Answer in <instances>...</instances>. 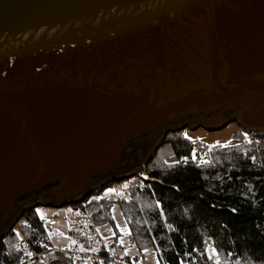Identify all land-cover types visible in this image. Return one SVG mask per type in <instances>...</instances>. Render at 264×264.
Masks as SVG:
<instances>
[{"label": "water", "instance_id": "water-1", "mask_svg": "<svg viewBox=\"0 0 264 264\" xmlns=\"http://www.w3.org/2000/svg\"><path fill=\"white\" fill-rule=\"evenodd\" d=\"M229 121L264 132V0H0V239Z\"/></svg>", "mask_w": 264, "mask_h": 264}, {"label": "trees", "instance_id": "trees-1", "mask_svg": "<svg viewBox=\"0 0 264 264\" xmlns=\"http://www.w3.org/2000/svg\"><path fill=\"white\" fill-rule=\"evenodd\" d=\"M187 129L165 134L144 174L134 175L137 184L125 190L128 197L122 180L68 206L87 220L91 232L106 223L114 227L111 209L119 206L130 240L139 250L155 251L161 264H178L188 252L220 264H264V132L246 130V139L239 131L238 143L210 146L208 160L200 163L192 156ZM109 186L114 198L101 193ZM67 225L71 247L112 255L103 245L93 251L85 230ZM50 233L34 207L25 210L0 239V264L54 262L58 253L44 244Z\"/></svg>", "mask_w": 264, "mask_h": 264}, {"label": "rangeland", "instance_id": "rangeland-1", "mask_svg": "<svg viewBox=\"0 0 264 264\" xmlns=\"http://www.w3.org/2000/svg\"><path fill=\"white\" fill-rule=\"evenodd\" d=\"M246 130L248 129L242 128L235 121H229L218 129H206L202 126L191 130L189 128L186 130V137L192 140V142L194 143L191 149L192 156L194 158H199L200 163H202V161H204L203 163H205V161L208 160L207 156L209 154L210 146H229L238 143L241 138L238 137L236 133L239 131H241L242 134L245 135V138L248 139L249 134L246 133ZM149 160L150 158L147 159L144 164V171L146 164ZM134 178L135 176L125 178L123 180V184L121 185V189L125 191L127 190V188H131L129 184H135V181H132L134 180ZM104 186H106V184L96 188L95 191ZM101 193L107 198H114L116 196L115 189L112 186L103 188ZM122 193H125V196L127 195L126 191ZM34 210L36 212L37 210H39V213L37 212L38 216L40 218L43 217L41 219L49 225V230L51 233L49 235L48 244L52 248L64 250L69 249L71 247L69 245L70 239L68 237V223L69 225L71 224L72 227H81V229L85 230L84 232L87 235L88 239H91L93 241L91 246V248L93 249H98L100 245H103L108 248V246H112L113 243L114 246L112 247V255L118 261H123L127 259V257H133V255L139 250L135 243V246L130 244L131 240L129 229L122 214V211L117 205H114L111 209L114 227L111 226L109 223H106L96 228L94 232L87 230V220L84 217L80 216L77 211L73 210L68 205L59 207L38 204L34 207ZM125 228L127 229V232L123 231V229ZM49 251H54L58 253V255L56 254L55 256L54 262L50 264L74 263L71 262L69 257L60 250L50 249ZM142 252L144 256L143 264H161L159 257L155 251ZM86 263L90 264V262ZM74 264H81V262Z\"/></svg>", "mask_w": 264, "mask_h": 264}, {"label": "built area", "instance_id": "built-area-1", "mask_svg": "<svg viewBox=\"0 0 264 264\" xmlns=\"http://www.w3.org/2000/svg\"><path fill=\"white\" fill-rule=\"evenodd\" d=\"M137 184V183H135ZM48 246V249H55L64 252L71 262H93V264H143L144 256L143 252L138 250L133 257H127L123 261H118L113 255H103L99 253L83 251L77 248L70 247L69 249H57L49 246L48 242L44 243ZM112 246H108V249L112 250ZM186 259L178 264H220L218 260L206 256L202 253L195 254L194 252H188Z\"/></svg>", "mask_w": 264, "mask_h": 264}, {"label": "snow or ice", "instance_id": "snow-or-ice-1", "mask_svg": "<svg viewBox=\"0 0 264 264\" xmlns=\"http://www.w3.org/2000/svg\"><path fill=\"white\" fill-rule=\"evenodd\" d=\"M203 162H204V161H202V163H203ZM37 212L39 213V210H37ZM41 218H43V217H41ZM123 231L127 232V229L125 228V229H123ZM72 242L75 243V241H72ZM81 250H83V249H81ZM93 251H94V249H93ZM213 253H214V250H213ZM27 255L31 256L32 253L29 252V253H27Z\"/></svg>", "mask_w": 264, "mask_h": 264}, {"label": "crops", "instance_id": "crops-1", "mask_svg": "<svg viewBox=\"0 0 264 264\" xmlns=\"http://www.w3.org/2000/svg\"><path fill=\"white\" fill-rule=\"evenodd\" d=\"M130 244H131V245H134L132 241H130ZM134 246H135V245H134ZM135 248H136V247H135Z\"/></svg>", "mask_w": 264, "mask_h": 264}]
</instances>
